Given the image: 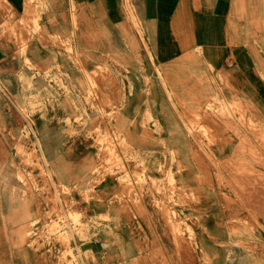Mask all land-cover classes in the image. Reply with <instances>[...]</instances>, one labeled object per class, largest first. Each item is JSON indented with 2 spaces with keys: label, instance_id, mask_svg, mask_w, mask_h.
<instances>
[{
  "label": "rangeland",
  "instance_id": "rangeland-1",
  "mask_svg": "<svg viewBox=\"0 0 264 264\" xmlns=\"http://www.w3.org/2000/svg\"><path fill=\"white\" fill-rule=\"evenodd\" d=\"M44 9L1 25L0 264H264V100Z\"/></svg>",
  "mask_w": 264,
  "mask_h": 264
},
{
  "label": "crops",
  "instance_id": "crops-1",
  "mask_svg": "<svg viewBox=\"0 0 264 264\" xmlns=\"http://www.w3.org/2000/svg\"><path fill=\"white\" fill-rule=\"evenodd\" d=\"M28 1L0 0V31L4 30L1 25L8 22L6 11L21 14ZM34 1L45 7L41 23L47 31L71 30L73 7L79 24L77 31L85 37V45L92 46L96 13L114 37H123L125 44L126 37H134L142 44L153 65H169L196 51L199 60H188L189 64L198 65L190 66L203 69L205 78L222 77L230 87L229 91L219 87L223 98L233 99L239 94L247 101L264 100V0ZM6 47L0 38V61L6 62L10 57L11 51ZM36 50L31 47L30 51ZM40 51L38 48V55ZM38 59L43 66L47 64L42 54ZM224 149L221 153L226 152ZM31 214V210L24 211L19 229Z\"/></svg>",
  "mask_w": 264,
  "mask_h": 264
}]
</instances>
